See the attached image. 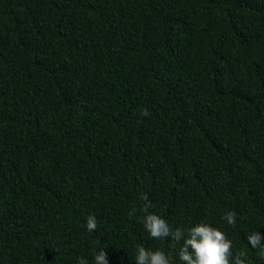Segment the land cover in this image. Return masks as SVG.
<instances>
[{
	"label": "trees",
	"instance_id": "trees-1",
	"mask_svg": "<svg viewBox=\"0 0 264 264\" xmlns=\"http://www.w3.org/2000/svg\"><path fill=\"white\" fill-rule=\"evenodd\" d=\"M149 212L264 264V0H0V264H182Z\"/></svg>",
	"mask_w": 264,
	"mask_h": 264
},
{
	"label": "clouds",
	"instance_id": "clouds-1",
	"mask_svg": "<svg viewBox=\"0 0 264 264\" xmlns=\"http://www.w3.org/2000/svg\"><path fill=\"white\" fill-rule=\"evenodd\" d=\"M141 115L148 116V110L145 109ZM142 199L146 202L145 211H147V208L151 207V202L148 201L147 195H143ZM132 214H135V210ZM237 215L234 211H229L225 213L224 219L228 225L235 227ZM142 223L153 239H170L173 243L182 241L178 252L182 264H247L246 253L243 250L234 252L233 242L219 228L209 223L199 222L187 229L173 228L161 216L150 212L143 217ZM97 228L96 217L89 215L87 231L94 232ZM247 241L251 248L258 250L260 258L264 259V233L251 232L247 236ZM77 264H88V262L80 257ZM95 264H108L107 253L103 249L96 253ZM135 264H172V261L162 250L152 251L140 246L136 250Z\"/></svg>",
	"mask_w": 264,
	"mask_h": 264
}]
</instances>
